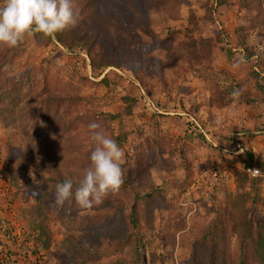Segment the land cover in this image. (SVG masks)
Listing matches in <instances>:
<instances>
[{
    "label": "rangeland",
    "instance_id": "rangeland-1",
    "mask_svg": "<svg viewBox=\"0 0 264 264\" xmlns=\"http://www.w3.org/2000/svg\"><path fill=\"white\" fill-rule=\"evenodd\" d=\"M215 1L164 0L157 10L145 0L137 10H149L143 20L149 25L139 31L136 18L123 16L120 48L114 55L107 51L112 66L103 72L88 70L82 56L87 50L40 44L33 36L21 43L20 56H10L2 67L6 79L25 93L39 91L45 75L51 84L58 81L50 89L62 102L59 111L85 116L84 125L99 122L121 146L122 171L130 167L133 173L111 201L120 219L138 194L160 193L154 219L136 233L139 264H189L201 228L235 213L232 201L238 174L248 168L247 153L263 176L245 173L250 182L241 192L247 194L249 218L264 217V0H217V7ZM240 58L244 63L234 67ZM30 69L43 72L41 79L28 82ZM234 90L241 95L233 97ZM217 116L222 125L215 124ZM20 142L18 130L0 122V264H72L57 247L69 234L59 216L50 218L51 249L36 246L28 213L36 195L25 182L14 185L9 172L19 165L25 146ZM54 201L55 196L57 212ZM176 223L183 227L167 247L162 238L171 239ZM77 235L84 246L100 245L101 264L115 259L110 236L94 230ZM228 236L236 255L238 237ZM133 249H125L130 263Z\"/></svg>",
    "mask_w": 264,
    "mask_h": 264
},
{
    "label": "trees",
    "instance_id": "trees-1",
    "mask_svg": "<svg viewBox=\"0 0 264 264\" xmlns=\"http://www.w3.org/2000/svg\"><path fill=\"white\" fill-rule=\"evenodd\" d=\"M108 1L118 2L116 5H108ZM163 1L151 0V5L158 10ZM141 5H145V0H74V7L80 13L75 27L57 33L55 38L45 37L41 33L33 37L44 45L56 43L72 49H85L90 56V66L103 72L112 66V62L105 60L108 58L107 51L111 50L114 55L120 48L119 38L123 35L121 29L125 28L124 17L130 15L136 18L139 31H145V24L149 25L148 21L143 23L149 17V10H137L141 9ZM217 5L216 0L215 7ZM19 48L21 43L15 48L0 46V122L18 130L21 135L20 145L25 142L17 158L19 165L11 167L9 172L14 185L25 182L33 193H37L36 203L28 212L37 248L45 251L51 249L54 242L50 218L59 216L63 224L68 225L69 234L57 247L64 256L73 260L72 264H101L104 253L100 245L84 246L77 235L78 232L89 230L110 236L109 247L115 259L108 264H139L141 257L136 233L141 225L149 224L154 219L153 203L160 193L152 191L144 196L138 194L130 212L123 213L121 219L119 210L111 207L112 199L117 198L116 192L109 193L102 203L87 208L85 213L81 212L85 208H81L74 197L71 202L60 206L59 211H53L51 201L55 196L56 185L65 178L73 179L74 183L83 178L85 170L91 166L90 154L95 144L90 138L91 133L87 127L89 123L84 125L87 119L85 116L59 111L62 102L56 94L51 93L54 90L50 89L51 85H58V81L51 84L49 76L45 75L39 91L25 93L18 84L6 79L2 67L10 56H20L22 51H18ZM42 75L43 72L37 74L30 69L25 77L28 82H32ZM260 79L264 81L263 77ZM260 89L264 90V86L260 85ZM110 117L115 118L114 115ZM82 126L83 130L80 129ZM82 132L88 134V137H83ZM200 133L206 136L204 131L200 130ZM247 156L246 165L255 166V156L251 153H247ZM132 173L130 167L123 171L122 185L132 178ZM245 173L238 174L239 192L232 201L235 213L227 212L225 219L218 218L212 225L201 228L191 244L196 249H193L189 264H264V217L258 215L255 220L249 218L247 194L242 193L244 185L250 182L249 175ZM171 220L175 219L167 218V221ZM182 227L177 223L174 225L173 235L170 236L172 240L162 238L167 247L173 246L175 235ZM228 234L238 237L240 252L236 255L231 254L229 249L231 240ZM128 245H134V259L131 263L125 255Z\"/></svg>",
    "mask_w": 264,
    "mask_h": 264
},
{
    "label": "clouds",
    "instance_id": "clouds-1",
    "mask_svg": "<svg viewBox=\"0 0 264 264\" xmlns=\"http://www.w3.org/2000/svg\"><path fill=\"white\" fill-rule=\"evenodd\" d=\"M79 15L74 0H0V46L15 48L36 33L55 38L57 33L75 27ZM243 63L244 59L240 58L234 67ZM240 95V90L232 92L233 97ZM214 122L222 125L223 118L217 116ZM87 127L95 144L90 154L91 166L78 183L65 178L56 185L54 202L58 206L71 202L74 197L81 208H92L102 203L109 193L119 191L124 182L121 167L124 150L99 122L92 121Z\"/></svg>",
    "mask_w": 264,
    "mask_h": 264
},
{
    "label": "built area",
    "instance_id": "built-area-1",
    "mask_svg": "<svg viewBox=\"0 0 264 264\" xmlns=\"http://www.w3.org/2000/svg\"><path fill=\"white\" fill-rule=\"evenodd\" d=\"M216 10H218V13H219V8H217ZM217 24L220 25V20H216ZM235 50H238L236 48H234V51ZM82 56L85 58L86 60V63H87V68L88 70L91 72V66H90V59L88 57V55L86 53L82 54ZM192 123L195 124V120L193 119ZM199 126V125H198ZM200 127V126H199ZM133 151V150H132ZM226 151V150H225ZM245 172L250 176V177H253V178H258V177H262L263 176V173L262 171L260 170V168H258L257 166H251V167H248L245 169Z\"/></svg>",
    "mask_w": 264,
    "mask_h": 264
}]
</instances>
